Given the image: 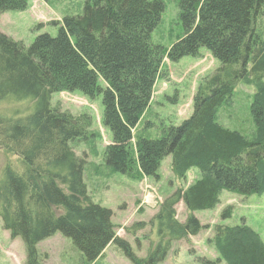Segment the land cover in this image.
Here are the masks:
<instances>
[{
  "label": "trees",
  "instance_id": "1",
  "mask_svg": "<svg viewBox=\"0 0 264 264\" xmlns=\"http://www.w3.org/2000/svg\"><path fill=\"white\" fill-rule=\"evenodd\" d=\"M27 0H0V16L22 12ZM183 37L167 51L177 62L206 50L220 66L199 82L192 114L180 125H166L156 138L134 131L148 109L151 91L161 75V48L151 44L164 4L160 0H87L79 16H66L52 37L41 34L29 47L0 31V148L15 155L19 172L0 179V222L25 249V264H42L37 246L59 233L71 240L88 264L109 246L131 264H161L173 243L196 236L201 224L195 212L212 211L223 192L241 197L264 194V46L257 20L264 0H179ZM254 88L250 136L218 122L219 110L238 85ZM79 92L101 97L102 124L111 134L104 163L116 172L156 176L171 158L172 172L184 180L191 169L199 178L177 189L159 206L146 226L155 235L144 258L118 237L113 212L92 201L83 182L85 160L71 144L94 137L82 119L52 106V95ZM30 103L31 111L18 106ZM10 112V113H9ZM186 210L184 222L176 206ZM222 219L230 218V209ZM151 240V238L149 237ZM212 244L223 264H264V243L244 223L216 225ZM203 264H217L204 260Z\"/></svg>",
  "mask_w": 264,
  "mask_h": 264
},
{
  "label": "rangeland",
  "instance_id": "2",
  "mask_svg": "<svg viewBox=\"0 0 264 264\" xmlns=\"http://www.w3.org/2000/svg\"><path fill=\"white\" fill-rule=\"evenodd\" d=\"M87 0H27V8L22 11H7L0 16V31L16 42L29 47L41 34L55 37L57 27L51 22H60L66 16H79ZM152 1V0H150ZM164 4L160 23L151 34V44L161 48L160 76L151 91L148 109L134 131L146 130L148 138L154 139L159 130L168 125H180L192 114V102L196 88L202 78L210 76L220 64L204 49L196 58H183L171 62L167 51L184 34L179 20V0H160ZM257 32L264 46V12L257 20ZM254 88L238 85L233 96L219 110L218 122L221 126L250 136L254 129L250 108ZM52 106L62 112L82 119L89 128L87 140L71 144L77 157L85 160L83 182L87 193L96 204L113 212L112 223L118 237L126 240L133 253L144 258L155 235L150 227L127 233L136 223L147 225L158 211L160 204L177 189H185L200 175L191 169L184 180H179L172 172L171 158L160 163L157 175L142 174L138 169L122 174L110 169L104 163V149L111 141V134L102 124L103 106L101 97L90 99L79 92L60 91L52 95ZM14 105L5 104L0 111L5 112ZM18 108L23 112L32 109L30 103H21ZM7 112V111H6ZM10 113V112H9ZM18 158L0 148V179L13 169L19 172ZM230 209V218L222 219V213ZM177 219L184 222L186 210L182 203L176 206ZM194 217L201 224L196 236L186 241L173 243L166 259L161 264H203L208 260L223 264L218 260L212 239L216 225L236 226L244 223L254 230L264 243V194L261 196L241 197L223 192L219 205L212 211L195 212ZM151 238V240L149 239ZM42 264H88L85 257L74 247L71 240L59 233L37 246ZM0 264H25V249L19 238L13 239L3 230L0 222ZM93 264H131L115 246H109L103 256Z\"/></svg>",
  "mask_w": 264,
  "mask_h": 264
}]
</instances>
